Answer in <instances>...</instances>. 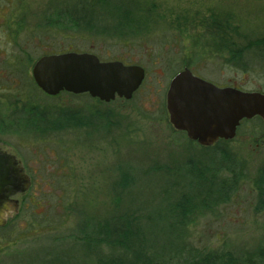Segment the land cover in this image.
I'll use <instances>...</instances> for the list:
<instances>
[{"label":"rangeland","instance_id":"obj_1","mask_svg":"<svg viewBox=\"0 0 264 264\" xmlns=\"http://www.w3.org/2000/svg\"><path fill=\"white\" fill-rule=\"evenodd\" d=\"M57 1L0 10L9 20L0 23V51L8 54L0 60L14 52L19 61L14 75L0 74V121L10 122L0 149L33 183L0 227V264H264L263 120L243 121L234 138L208 148L177 130L166 108L170 81L185 68L264 93V0H131L129 11L112 9V0H65L66 18ZM100 6L127 24L125 37L102 32L115 23L98 17ZM212 14L225 33L218 21L203 27ZM47 51L137 64L146 78L130 100L50 96L33 79ZM21 100L53 113L58 129L48 137L38 128L15 134ZM180 201L188 216L176 209ZM120 220L131 222L121 242L108 228ZM82 228L104 244L87 245ZM217 254L224 259L212 263Z\"/></svg>","mask_w":264,"mask_h":264},{"label":"water","instance_id":"obj_2","mask_svg":"<svg viewBox=\"0 0 264 264\" xmlns=\"http://www.w3.org/2000/svg\"><path fill=\"white\" fill-rule=\"evenodd\" d=\"M36 84L48 95L63 91L89 93L101 101L130 100L145 79V69L121 61L102 62L92 53L67 52L40 58L33 69ZM167 110L174 127L186 131L201 145L232 139L244 118L264 119V94L218 88L194 76L189 69L176 74L167 95ZM30 179L14 155L0 150V227L11 214V196L24 193Z\"/></svg>","mask_w":264,"mask_h":264},{"label":"trees","instance_id":"obj_3","mask_svg":"<svg viewBox=\"0 0 264 264\" xmlns=\"http://www.w3.org/2000/svg\"><path fill=\"white\" fill-rule=\"evenodd\" d=\"M132 1L131 0H112L111 1V5L113 6L112 9H121L123 11H129V9H131L130 7H133V3H131ZM93 3H96V4H99V0H94ZM69 12V11H68ZM98 17L104 21H114L115 24H113L110 28H107V27H102V29L106 30V31H102V32H109V31H117L118 34L122 33L121 35L119 36H122V37H125L126 36V23L125 24H122L120 23L115 17H111L110 15H108L107 13H104V10L103 8H101L100 6V13L98 15ZM71 19H74L76 23H80V24H86L88 27H92V26H95V28L97 29L99 26L97 23H95L93 25V22H90V25H88L87 23H85L83 21V18L82 17H73L71 16ZM206 21H213V24H215V21H218L215 25V27L217 28V30L222 33H225L226 32V28H224V26H221L220 25V20L219 18L215 15V14H212L211 16H209L208 18L204 19L203 22H202V25L203 27L206 29V30H211L213 27L212 25L210 24V22H206ZM227 21V20H226ZM74 23V21H72ZM75 23V24H76ZM233 23L231 22V25ZM78 25V24H77ZM214 27V28H215ZM228 29H229V26H228ZM218 36V35H216ZM233 43V42H230V44ZM36 106L35 105H30L29 108L26 110L25 113H27L28 115H36L37 112H36ZM39 109V108H38ZM39 113V112H38ZM40 114V113H39ZM93 115H95L96 117L98 116H102L101 115V112L99 111H95L93 112ZM34 117L31 118V120H33ZM56 121L55 120V116L53 115V126L55 129H58V126L56 125ZM4 126H5V123L4 122H0V132L4 131ZM57 128H56V127ZM263 175H264V171H263ZM260 179H262V181H258V189L260 190V194L261 195H264V177H260ZM228 187L229 185L226 184V185H222V190H220V192L222 193H226L227 194V190H228ZM234 188V187H233ZM232 188V189H233ZM225 194V195H226ZM176 209L177 210H180V212H184V216H188L191 212H189L190 210L187 208V206L184 205V201H180L177 205H176ZM128 224L131 223L130 221L127 222ZM127 223H123L121 220L117 223H109L108 224V228H109V231H110V236H114V237H119L120 236V239L118 241H126V239L122 240V237L124 234H125V227L127 225ZM84 233L82 235V239H87V241H89L90 243H86L87 245H98L103 243L100 241V239L96 238V236L94 234H92L91 231H85L84 228L81 229ZM81 233V232H80ZM104 239H108V238H104ZM96 241H100L101 243H95ZM92 243H95V244H92ZM107 243H111V242H107ZM104 244V243H103ZM210 257V256H209ZM206 258V259H211V258ZM224 257H226L224 255ZM214 258V261L215 262H218L217 260H220L221 259H224L220 256L215 255ZM209 262H207L206 264H208ZM214 263V262H212ZM210 264V263H209Z\"/></svg>","mask_w":264,"mask_h":264},{"label":"flooded vegetation","instance_id":"obj_4","mask_svg":"<svg viewBox=\"0 0 264 264\" xmlns=\"http://www.w3.org/2000/svg\"><path fill=\"white\" fill-rule=\"evenodd\" d=\"M18 1H20V3L22 2V0H0V10H5L6 8L7 9H11V7L12 8H14L13 6L18 2ZM30 1V0H29ZM19 3V4H20ZM23 3V2H22ZM61 3V4H60ZM56 5H57V7L58 6H61V8L62 9H60V14H62V16L63 17H65L66 18V9H67V2L65 1V0H62L61 2H60V0H59V2L57 1V3H56ZM57 9V8H56ZM1 21H3V22H7V21H9V20H7L6 19V17H0V23H1ZM62 21H64V20H62ZM10 35L11 34H8V35H5V38H11L10 37ZM50 36L51 37H54V34H50ZM50 37V38H51ZM50 38H48V39H50ZM5 51H7V50H5ZM68 52V51H67ZM47 54H44L42 57H44V56H48V55H54V54H62V53H65V52H60V53H49V51H47L46 52ZM14 54V52H12V53H10L9 54V56H8V58H4V59H2V60H0V74H9V75H14L16 72H17V70L15 69V67H16V65L17 64H19V61H18V63L17 64H14V62H16V60H14V58L16 59V55H13ZM0 55H2V56H6V55H8L7 54V52H5V53H1V51H0ZM42 57H40V58H42ZM39 58V59H40ZM38 59V60H39ZM7 60V61H6ZM37 60V61H38ZM36 61V62H37ZM35 62V63H36ZM20 64H21V61H20ZM35 65V64H34ZM33 69H34V66H33ZM34 83H35V81H34ZM36 84V83H35ZM217 87H219V88H221V89H224V88H234V89H238V90H242V89H240L239 87H237V86H232V85H220V84H217V83H214ZM37 86V85H36ZM38 87V86H37ZM167 92H168V90H167ZM166 100H167V93H166ZM18 105H21V106H19L20 108L18 109H16L15 111H18V115L16 116V120H15V124H16V121H17V123H19V125H18V129H13L12 131L15 133V134H17V133H19V130H21L22 128H25L24 129V131H27L28 130V132H31L30 130H31V128H32V132H36V131H34L33 129H36V128H38L40 131L39 132H36L37 134H40V136H42V137H44V136H47L48 137V135L49 134H51V133H53L54 132V126H53V122H52V120H53V113H44L43 111H38V107L36 108V112H37V114L35 115V117L33 118V120H31V119H29V117L25 114V112H26V110L29 108V106L30 105H34V104H31V102L29 101V100H26V102L25 103H23L22 102V100H21V103L20 102H17V103H15V106H17L18 107ZM36 106V105H35ZM40 114H39V113ZM21 115V116H20ZM20 116V117H19ZM26 119H28L29 121H32V122H28V121H26L25 120V118ZM261 119V118H260ZM0 122H4L5 123V126H4V131H2V132H5V131H9L8 130V125L7 124H10V122H6V120H4V121H0ZM25 125L26 126H28V128L27 127H25ZM23 130V129H22ZM184 132V131H183ZM186 133V132H185ZM187 134V133H186ZM188 136V135H187ZM197 142V141H196ZM198 143V142H197ZM210 147H212V146H210ZM209 146H208V148H210ZM1 150V149H0ZM14 155V154H13ZM17 158V157H16ZM17 160L19 161V166L20 167H22V169H23V173L26 175V176H28L29 178H30V181H31V186L33 185V183H32V179H31V177L25 172V168H24V166L22 165V163H21V161L17 158ZM20 196L21 195H16V196H14V197H12V201H14V204L15 205H17V204H19L18 202H17V200H18V198H20ZM19 206V205H18ZM218 262H219V260H217ZM212 262H214V260L212 261Z\"/></svg>","mask_w":264,"mask_h":264}]
</instances>
